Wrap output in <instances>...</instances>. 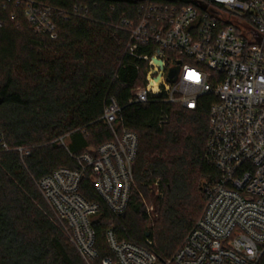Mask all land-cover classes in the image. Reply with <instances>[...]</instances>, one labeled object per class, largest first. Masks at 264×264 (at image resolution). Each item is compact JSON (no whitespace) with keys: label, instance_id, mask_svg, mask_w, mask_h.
Segmentation results:
<instances>
[{"label":"trees","instance_id":"obj_1","mask_svg":"<svg viewBox=\"0 0 264 264\" xmlns=\"http://www.w3.org/2000/svg\"><path fill=\"white\" fill-rule=\"evenodd\" d=\"M36 1L52 9L55 39L34 31L22 6L0 0V264H84L36 184L57 168H74V156L112 138L102 119L111 99L120 107V126L138 144L124 214L108 209L88 173L80 181L79 192L98 204L92 225L99 255L107 254L103 235L112 228L118 239L167 259L201 213L205 182L218 176L203 157L206 96L195 110L157 98L129 102L144 83L145 64L127 52L128 33L118 25L143 0ZM155 188L156 216L146 228Z\"/></svg>","mask_w":264,"mask_h":264},{"label":"built area","instance_id":"obj_2","mask_svg":"<svg viewBox=\"0 0 264 264\" xmlns=\"http://www.w3.org/2000/svg\"><path fill=\"white\" fill-rule=\"evenodd\" d=\"M2 2L22 6L34 31L57 37L50 7ZM118 27L128 33L127 52L145 64L144 83L130 103L157 98L195 110L206 96L203 157L218 176L205 182L201 213L170 257L161 260L145 246L118 239L112 228L104 232L107 254L100 256L92 225L98 204L79 192L80 181L88 173L108 209L124 214L138 144L137 135L120 126V107L111 99L102 119L112 138L74 156V168H57L37 181L54 223L84 264H262L264 0H143ZM142 48L149 53L140 54ZM171 69H177L172 77ZM57 141L65 146L63 138ZM1 147L8 149L5 142Z\"/></svg>","mask_w":264,"mask_h":264},{"label":"rangeland","instance_id":"obj_3","mask_svg":"<svg viewBox=\"0 0 264 264\" xmlns=\"http://www.w3.org/2000/svg\"><path fill=\"white\" fill-rule=\"evenodd\" d=\"M89 149H93V148H89ZM206 180L204 179V180H201V185L205 182ZM157 192H158V190H157V188H155V189H152V191H150V195H151V197H152V200H151V202L150 203H147L146 204V210H147V213H148V219H147V221L145 222V224H144V226L146 227V228H149V227H151L152 225H153V220H154V218H155V216H156V214L154 213V203H153V201L155 200V198H156V195H157Z\"/></svg>","mask_w":264,"mask_h":264},{"label":"water","instance_id":"obj_4","mask_svg":"<svg viewBox=\"0 0 264 264\" xmlns=\"http://www.w3.org/2000/svg\"><path fill=\"white\" fill-rule=\"evenodd\" d=\"M177 72V69H171L170 71V77H172L173 75H175ZM146 235H148V233H146Z\"/></svg>","mask_w":264,"mask_h":264}]
</instances>
